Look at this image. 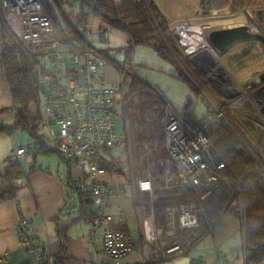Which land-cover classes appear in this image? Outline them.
<instances>
[{
  "label": "built area",
  "instance_id": "1",
  "mask_svg": "<svg viewBox=\"0 0 264 264\" xmlns=\"http://www.w3.org/2000/svg\"><path fill=\"white\" fill-rule=\"evenodd\" d=\"M51 2L0 0V13L9 31L36 63L40 131L33 144L56 150L79 167L85 181L77 186L90 195L94 207L92 225L99 229L104 222H114L104 211L108 179L102 177L108 170L112 177H119L118 159H107L103 154L118 143L115 112L123 104H119L121 89L118 83L105 81V62L86 39L87 16L75 26L80 39L61 25ZM168 110L170 114L163 119L166 159L160 163L161 188H188L194 197L165 207L162 226L154 225L150 216L142 217L144 262L187 253L194 242L212 231V220L223 213L219 205L224 197L218 180L222 164L208 139L206 119L178 116ZM124 118L127 122L125 115ZM13 130L16 135L17 129ZM32 145H15L9 163H19ZM122 182L120 179L119 184ZM133 183L139 191L151 192L149 168L144 167L140 176H134ZM17 225L21 244L39 255L27 220L20 218ZM102 238L109 264H121L134 252L132 239L119 229L105 227Z\"/></svg>",
  "mask_w": 264,
  "mask_h": 264
},
{
  "label": "trees",
  "instance_id": "2",
  "mask_svg": "<svg viewBox=\"0 0 264 264\" xmlns=\"http://www.w3.org/2000/svg\"><path fill=\"white\" fill-rule=\"evenodd\" d=\"M53 1L58 8L56 10L64 23L65 30L81 39V33L76 30L75 23L85 20L89 8L84 6L82 0H78V2L73 3L72 8H75L77 12L72 17L71 12L73 9H66L65 5L75 0ZM232 1L233 3L229 5V11L231 12L242 7L245 0ZM91 12L103 18L109 24L122 29L128 35L127 44L119 50L123 58L121 62L111 58L108 50L98 51V55L103 58L105 65H110L120 75H124L126 72L131 75L125 83H117L120 85L121 92L123 90V101L131 96L136 99L135 105L132 106L131 119L133 144L137 151L142 148V151H140L142 156L148 159L149 163L150 161L152 163L151 167L149 163L143 166L149 168L153 189L151 193L142 194V210L145 216L152 217L154 225L162 226L164 224L165 207L181 201L191 200L194 196L191 195L188 188L175 187L170 191L161 188L163 185V170L160 168V163L166 159L161 120L168 104L155 86L146 82L136 72H132L134 46L148 45L152 47L160 58L168 61L174 67L175 64L171 58H173L172 54L177 55L198 79L203 89L211 97L218 100L217 105L222 109L226 120L238 132L242 131L243 127L255 133L254 122L258 118L253 105L249 101L240 108L225 109L226 100L212 89L187 55L183 54L177 47L170 35L168 21L161 14L154 0H95ZM156 26L161 29L165 42L157 38ZM250 50L251 46L244 48L241 57L246 56ZM0 65L12 102V106L8 111H11L13 116V125H4L0 132L10 133L13 129H18V131L27 132L32 140L36 139L40 131L36 63L9 31L3 22L1 13ZM175 69L177 70L176 77L185 82L193 93L198 95V90L188 83L183 74L179 72V68L176 66ZM190 105V101H185L182 111H187ZM6 111V109L0 110V115L6 113ZM208 135L217 155L223 161L222 176L232 187L237 189L236 195H232L225 203L222 214L238 219L244 218V264H262L264 262V182L255 174L256 163L254 160L240 149L236 137L227 129L224 123L210 125ZM145 145H147L146 150L150 149V154L143 151ZM44 149L39 144H33L27 151H41ZM110 149H107L106 152ZM20 177L21 171L16 163L8 164L0 171V201L13 199L16 196V189L11 185V182ZM76 194L80 217L92 220L94 215L91 198L88 194L78 190ZM158 263L159 261H148L142 264Z\"/></svg>",
  "mask_w": 264,
  "mask_h": 264
},
{
  "label": "crops",
  "instance_id": "3",
  "mask_svg": "<svg viewBox=\"0 0 264 264\" xmlns=\"http://www.w3.org/2000/svg\"><path fill=\"white\" fill-rule=\"evenodd\" d=\"M101 30L100 34L104 31L109 39L108 50L114 49L118 59L112 55L110 57L121 62L123 58L119 50L127 44V33L109 32L105 27ZM133 64L140 77L161 92L170 109L180 111L185 101H190L188 113L194 117V96L178 80L171 63L160 58L152 47L139 45L134 46L132 51ZM11 106V97L0 66V110H7L0 115L3 126L13 125L12 113L8 111ZM13 131L0 132V171L11 164L9 158L15 145H32L35 140L24 139L18 129L16 135ZM41 146L45 149L26 151L16 163L21 171L19 179H23L24 183L17 187L15 181L19 179L12 181L16 196L0 201V264H109L103 253L102 238V230L107 226L123 231L133 241L134 252L124 257L121 264L148 262H144L142 257L141 220L145 215L141 199L142 194L151 192L139 191L131 175L123 171L119 164V177H112L108 170L107 175L102 177L108 179L104 211L113 217L114 222H104L99 229H94V216L88 220L81 218L78 212L76 191L80 189L77 183L85 181L79 167L56 150ZM126 174L130 178L124 179ZM120 179L123 180L122 184H119ZM20 218L27 220L28 231L36 238L39 255L21 244L22 235L17 225ZM212 224V231L194 242L187 253L159 261L158 264H244V218L221 213L212 220Z\"/></svg>",
  "mask_w": 264,
  "mask_h": 264
},
{
  "label": "rangeland",
  "instance_id": "4",
  "mask_svg": "<svg viewBox=\"0 0 264 264\" xmlns=\"http://www.w3.org/2000/svg\"><path fill=\"white\" fill-rule=\"evenodd\" d=\"M50 1H52L51 3L53 10L57 14L61 25L64 26L61 17L57 13V6L55 5L53 0ZM82 1L84 3V6H87L89 8L86 14L88 25L86 39L88 44L95 51L108 50L109 39L107 40L108 37L107 35H104V31L102 34H100L101 28L105 27L109 32H123V30L111 24H108L103 18L91 12L95 0ZM154 1L157 4V7L161 14L168 21V25L170 27V35L174 39L177 47L183 54L187 55L188 59L193 63V65L195 64L193 61L197 59L190 58L191 54H188L186 52V49L179 42L175 34L176 26L180 24L200 26L203 29L204 34L206 35L212 30L234 27L247 22L249 25H252H250L251 30L256 31V28L254 27V25L257 24L256 20H261V17L264 18V0H248L249 3L245 0L243 6L233 12L229 11V5L233 3L232 0ZM75 2H78V0L66 4V9H71L73 3ZM72 9L73 11L71 12V15L72 17H74V13L77 12V10L75 8ZM149 15L152 18V15L150 13ZM250 20H252L253 22H251ZM3 22L7 26L4 18ZM238 22L240 23L238 24ZM77 23L80 22H76L75 26L77 25ZM186 30L187 29L185 27H180L177 32L181 34L186 32ZM155 32L157 34V38L165 42L164 35L161 33V29L158 26H156ZM113 38L116 39L115 37ZM124 40L127 41V38H125ZM122 44H124V42ZM262 44L264 43L254 38H245L234 42L228 47L226 51L221 52L220 54H218L217 52L210 54L207 51L203 52L202 50L199 54L203 56L205 53L210 54L212 62H204L201 60V58V61L197 60L198 63L194 65L197 68L198 72L203 76V78L210 84L212 89L219 96L223 97L226 100L225 109H237L244 105L246 102H251L256 112V117L258 118V120L254 122L255 133H252L249 129L243 127L242 131L238 132V130H236L226 120L222 109H220L217 105L218 100L211 97L203 89L198 79L187 68V66L183 64L182 60L174 54H172L173 58L171 59L172 62H174L175 67L177 66L179 68V72L183 74L188 83L192 84V86H194V88L198 90L199 94H194L193 91L187 86V84L180 80V82L183 83L187 87L188 91L194 96L192 106V113L194 114V117L196 119L205 118V127L208 128L213 124L224 123L227 129L236 137L237 141L239 142L240 149L247 153L254 160V162L256 163L255 174H257L264 182V45ZM248 46H251L250 52H248L246 56L241 57V54L243 52L242 50ZM113 50H108V52L110 53V55L118 59V56ZM133 67L134 68L132 69V72L134 73L136 72V66L133 64ZM175 67L173 69L177 75V70L175 69ZM104 74L106 83H125L128 80V77L131 76L129 72H126L124 75H120L110 65L105 66ZM260 76H262V79L259 81ZM159 93L161 94L160 91ZM122 96L123 90L120 94L119 103L120 105L121 102L123 103L120 107L121 110H117L115 112V129L118 134V143L108 152L104 153L103 156L107 159L110 157L117 158L118 164L122 168V170L129 173L133 178L134 176L141 175V171L144 168L143 166L146 163H149V160L142 156V152H140L142 151V148L139 149L140 151H137L133 144L131 119L132 106L135 105L136 99L134 96H131L130 98L124 99L123 101ZM161 97H163V95H161ZM190 107L185 112L182 110H172L169 106L166 107L164 116L161 120L164 142L165 138L163 131V119L166 115L170 114L168 108L172 110L171 113L173 114H177L178 116H185L190 115V113H188ZM121 111H123L127 122H125L124 115ZM19 133L24 137V139L30 138V136L25 131H20ZM208 139L210 141V138ZM146 146L147 145L143 146V151L149 153L150 149L146 150ZM220 161L222 164V169L223 161L221 160V158ZM151 164L152 163L150 161V167ZM125 178L130 177L128 174H126L124 179ZM218 180L221 183V191L224 197V202L222 201L219 207L221 206L220 208H223L229 198H231L232 195H236L237 189L235 187H232L222 176V174L218 177ZM136 195H139V193L136 192Z\"/></svg>",
  "mask_w": 264,
  "mask_h": 264
},
{
  "label": "water",
  "instance_id": "5",
  "mask_svg": "<svg viewBox=\"0 0 264 264\" xmlns=\"http://www.w3.org/2000/svg\"><path fill=\"white\" fill-rule=\"evenodd\" d=\"M260 19H263V17H261ZM250 21L253 22L252 20ZM250 25L246 22L234 27L212 30L208 34H206V41L212 48V50H214L218 54L226 51L228 47L234 42L245 38H254L264 43V37L262 36V34L260 32L252 31ZM255 26L256 25H254V27ZM188 54H191L190 58L192 59L194 58L199 61L202 60L204 62H212L211 55L208 53H205L204 56L196 53V51L189 52ZM197 60L193 61L195 63L194 65L198 63ZM3 127V122L0 121V130L3 129ZM23 183V179L15 181L17 187H21ZM12 184H14V182Z\"/></svg>",
  "mask_w": 264,
  "mask_h": 264
},
{
  "label": "bare ground",
  "instance_id": "6",
  "mask_svg": "<svg viewBox=\"0 0 264 264\" xmlns=\"http://www.w3.org/2000/svg\"><path fill=\"white\" fill-rule=\"evenodd\" d=\"M240 22H238L239 24ZM180 27H185L187 30L184 33H178ZM175 34L182 44V46L186 49V52L196 51V53L203 52L215 53L214 50L208 45L206 41V35L203 32V29L200 26L190 25V24H180L176 26Z\"/></svg>",
  "mask_w": 264,
  "mask_h": 264
},
{
  "label": "flooded vegetation",
  "instance_id": "7",
  "mask_svg": "<svg viewBox=\"0 0 264 264\" xmlns=\"http://www.w3.org/2000/svg\"><path fill=\"white\" fill-rule=\"evenodd\" d=\"M257 24L255 26L256 31L260 32L262 36L264 37V18L261 20H256ZM264 45V44H262ZM262 79V76L259 77V81Z\"/></svg>",
  "mask_w": 264,
  "mask_h": 264
}]
</instances>
